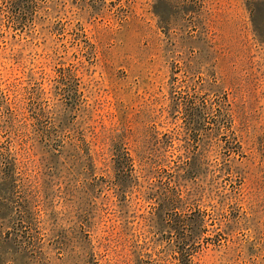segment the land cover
I'll use <instances>...</instances> for the list:
<instances>
[{"label":"rangeland","instance_id":"374dc122","mask_svg":"<svg viewBox=\"0 0 264 264\" xmlns=\"http://www.w3.org/2000/svg\"><path fill=\"white\" fill-rule=\"evenodd\" d=\"M0 264H264V0H0Z\"/></svg>","mask_w":264,"mask_h":264}]
</instances>
